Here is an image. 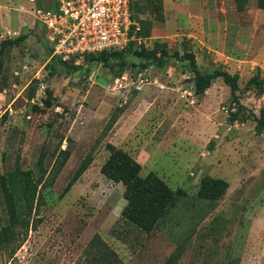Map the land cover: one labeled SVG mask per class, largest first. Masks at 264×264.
<instances>
[{
    "label": "rangeland",
    "instance_id": "1",
    "mask_svg": "<svg viewBox=\"0 0 264 264\" xmlns=\"http://www.w3.org/2000/svg\"><path fill=\"white\" fill-rule=\"evenodd\" d=\"M190 2L193 22L139 0L141 36L121 59L61 63L33 14L55 1L0 0V42L27 35L0 51V264H75L94 234L122 264H264V128L253 117L264 108V12L248 0L235 31L209 33L213 4ZM174 52L237 75L239 103L220 78L195 95ZM110 149L170 190L152 228L122 215L125 185L103 171ZM214 180L226 183L218 198Z\"/></svg>",
    "mask_w": 264,
    "mask_h": 264
},
{
    "label": "trees",
    "instance_id": "2",
    "mask_svg": "<svg viewBox=\"0 0 264 264\" xmlns=\"http://www.w3.org/2000/svg\"><path fill=\"white\" fill-rule=\"evenodd\" d=\"M139 0H136L132 5L133 18L139 24V30L136 35L140 37V22L134 16V6ZM146 3H151L153 0H145ZM248 0H234L235 7L238 11H241ZM257 8L264 10V0H256ZM146 32H149L146 30ZM27 37L26 34H21L13 39H6L0 42V51L7 44H16L22 42ZM132 40L127 46H130ZM124 50V49H123ZM111 51V52H100L98 54H90L83 57L82 62H87L92 59H101L103 54H110L116 59L122 58V51ZM137 56H144L142 53H138ZM173 57L177 59H184L187 61L188 68L193 75V91L195 95L199 96L203 94L207 88H209L212 82L216 78H221L222 81L229 87L232 101L239 103V86L237 84V75H231L225 70L213 69L212 71L202 72L199 65L196 62L195 56L192 52H185L179 56L176 52L173 53ZM55 58V57H51ZM58 59V58H57ZM61 63H73L71 61H62L58 59ZM49 64H46L47 68ZM157 67L161 68L163 63L158 61L156 63ZM1 68V60H0ZM251 83H258L257 80H251ZM50 93V90H48ZM45 105L50 106L51 101L45 100ZM255 121V131L257 133L261 132L264 128V108L260 109V113L257 116H253ZM111 154L108 160L103 166L104 173L115 181H121L125 185L124 197L127 199V204L122 211V215L125 218L134 220L142 228L150 229L152 228L157 218L161 214L162 206L166 203L167 198L170 195V190L152 173H148L145 177H141L139 172L141 166L138 162L132 160L122 151L110 149ZM86 164L77 172V177L83 169H85ZM73 181V180H72ZM70 181V183L72 182ZM211 189L214 191L212 198H218L226 187V183L222 180H214L210 183ZM13 226H16L13 224ZM29 222L25 221L20 224L21 230L28 228ZM173 257H169L163 264H173ZM75 264H122L118 253L110 247V245L101 238L99 234H94L89 242L87 243L83 256L78 259Z\"/></svg>",
    "mask_w": 264,
    "mask_h": 264
},
{
    "label": "built area",
    "instance_id": "3",
    "mask_svg": "<svg viewBox=\"0 0 264 264\" xmlns=\"http://www.w3.org/2000/svg\"><path fill=\"white\" fill-rule=\"evenodd\" d=\"M54 1L53 9L33 10L35 19L48 30L51 57L79 63L86 55L120 51L140 38L132 14L136 0Z\"/></svg>",
    "mask_w": 264,
    "mask_h": 264
},
{
    "label": "crops",
    "instance_id": "4",
    "mask_svg": "<svg viewBox=\"0 0 264 264\" xmlns=\"http://www.w3.org/2000/svg\"><path fill=\"white\" fill-rule=\"evenodd\" d=\"M190 1L191 0H179L177 3L171 0L170 3L168 0H163L164 16L166 17L168 11H170L174 12L173 14L175 16L186 15L190 17V21L193 22L194 12L191 8L193 4ZM210 2L213 5H210L209 8L205 10L206 12L203 13L206 18L203 24H201L202 29L208 31L209 33H221L224 30L235 31L237 29L238 14L240 11L236 9L234 0H226V4H228L227 6H224L225 0H210ZM261 11L264 12V10ZM209 46H211V44Z\"/></svg>",
    "mask_w": 264,
    "mask_h": 264
}]
</instances>
